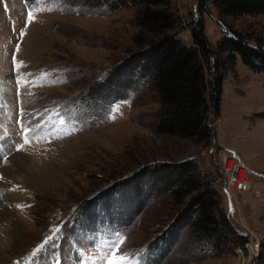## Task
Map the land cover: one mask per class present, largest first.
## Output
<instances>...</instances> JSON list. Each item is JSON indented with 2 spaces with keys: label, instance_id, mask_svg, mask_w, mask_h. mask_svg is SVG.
Returning <instances> with one entry per match:
<instances>
[{
  "label": "rangeland",
  "instance_id": "obj_1",
  "mask_svg": "<svg viewBox=\"0 0 264 264\" xmlns=\"http://www.w3.org/2000/svg\"><path fill=\"white\" fill-rule=\"evenodd\" d=\"M115 1L0 0V167L8 168L0 176V264H264V180L235 193L233 212L220 167L228 149L264 174V73L237 57L219 117L209 115L215 137L207 147L158 135L152 88L139 69L132 77L124 69L144 49L137 8ZM199 3L170 0L186 44L183 28L200 18ZM201 18L212 46L240 32L264 49V16L209 8ZM188 160L210 186L214 214L245 234L244 246L216 249L177 229L181 205L163 192L174 180L155 175L159 165ZM254 238L257 257L249 254Z\"/></svg>",
  "mask_w": 264,
  "mask_h": 264
},
{
  "label": "trees",
  "instance_id": "obj_2",
  "mask_svg": "<svg viewBox=\"0 0 264 264\" xmlns=\"http://www.w3.org/2000/svg\"><path fill=\"white\" fill-rule=\"evenodd\" d=\"M199 4L200 18L183 28L190 31L188 44L176 33L182 23L170 8V0H116L114 7L137 8L135 22L144 35L145 42H140L144 49L134 53L123 66L131 77L139 69L138 78L146 79L156 96L159 109L155 133L205 148L215 137L209 115L219 117L225 74L233 70L237 57L252 71L264 73V49L240 32H227L212 46L204 36L201 16L209 8L222 17L264 16V0H200ZM194 169L195 164L188 160L171 166L162 164L156 170L155 177L160 180L163 175L174 180L163 192L181 205L174 222L177 229L190 228L195 238L208 240L216 249H229L236 243L242 246L245 235L233 232L224 218L216 217L210 186L192 176ZM129 190L135 191L132 186ZM139 208L133 211L132 219Z\"/></svg>",
  "mask_w": 264,
  "mask_h": 264
},
{
  "label": "built area",
  "instance_id": "obj_3",
  "mask_svg": "<svg viewBox=\"0 0 264 264\" xmlns=\"http://www.w3.org/2000/svg\"><path fill=\"white\" fill-rule=\"evenodd\" d=\"M223 156L221 158V173L224 176V192L227 194L230 201V208L233 212H236L234 197L235 193H245L250 189H253L251 186L252 179H262L264 180V174L248 170L245 167V163L239 159L233 152L228 149L222 150ZM232 161L233 165L231 169H227V162ZM243 171L247 176L245 179L238 178L239 171ZM245 235V234H244ZM249 254L251 257H257L259 254L260 243L254 238L249 240ZM245 244V243H244ZM244 244L242 246H244Z\"/></svg>",
  "mask_w": 264,
  "mask_h": 264
},
{
  "label": "bare ground",
  "instance_id": "obj_4",
  "mask_svg": "<svg viewBox=\"0 0 264 264\" xmlns=\"http://www.w3.org/2000/svg\"><path fill=\"white\" fill-rule=\"evenodd\" d=\"M14 154H15V153H14ZM12 161H13L12 165H13L14 163H16V161H17V155H13V157L11 158V162H12ZM9 162H10V161H9ZM6 164H7V163H6ZM15 165H16V167H17V163H16ZM27 167H28V165H26V168H27ZM5 169H6V171H5ZM3 171L7 174L8 168H6V166H4L3 168L0 167V176H1V177L4 175ZM2 180H4V178H3Z\"/></svg>",
  "mask_w": 264,
  "mask_h": 264
}]
</instances>
